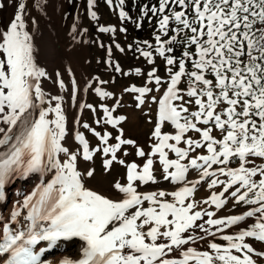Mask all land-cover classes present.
Returning a JSON list of instances; mask_svg holds the SVG:
<instances>
[{"label": "snow or ice", "instance_id": "6c2138e0", "mask_svg": "<svg viewBox=\"0 0 264 264\" xmlns=\"http://www.w3.org/2000/svg\"><path fill=\"white\" fill-rule=\"evenodd\" d=\"M81 2L95 30L112 34L125 53L115 34L127 38L128 28L101 25L98 0H59V6L57 0H13L7 19L0 11V205L16 179L52 174L0 213V264H257L253 256L264 259V252L248 241L264 244V0H103L122 25L134 22V9L137 30L144 19L156 20L154 43L127 45L151 66L146 73L113 64L111 47L106 61L116 73L144 78L143 86L122 90L135 94L137 108L163 89L150 97L157 122L147 152L125 137L127 117L113 115L121 101L102 87L110 81L94 77L100 86L83 87L114 101L99 106L102 116L94 122L105 126L101 131L82 120L85 110L99 113L78 100L73 69H66L67 83L55 72L57 94L44 87L52 76L38 62L32 12L43 17L50 7L67 19L68 8ZM71 31L81 35L88 28L74 20ZM157 58L166 77L157 74ZM71 101L78 114L69 128ZM166 122L174 131H162ZM128 146L142 163L126 159ZM98 155L106 174L113 164L126 170V182H114L109 195L88 187L95 179L89 162ZM162 181L171 190H151ZM202 190L206 195L198 198ZM237 206L244 209L239 214L218 215ZM204 240L208 250L192 247ZM74 241L75 257L60 253Z\"/></svg>", "mask_w": 264, "mask_h": 264}, {"label": "rangeland", "instance_id": "374dc122", "mask_svg": "<svg viewBox=\"0 0 264 264\" xmlns=\"http://www.w3.org/2000/svg\"><path fill=\"white\" fill-rule=\"evenodd\" d=\"M145 2H150V0H145ZM81 4L83 5L84 3L82 2L79 3L78 7L79 8L83 7V9H85V6H82ZM97 12L100 16L99 23L101 25L104 26L113 25L118 28L120 26H124L128 28L127 38H125L124 34L120 33L119 31H117V33L115 34V42L125 47L126 51L125 53L119 52L115 48V43L113 42L112 34H103L97 32L93 27L91 21L88 18H86L82 22L83 23L82 27L88 28L89 33H86L89 39L88 43L86 42L87 43L86 44L85 40H83L85 37L84 36L85 33L81 34L82 37L77 36L79 37V40L75 41L77 42L76 53L79 56L78 58H80L79 62L83 67V69L86 67L84 71L90 77L92 78L99 77L101 80L110 81L107 85H103L102 87H104L108 91L113 92L115 96L119 98L121 101V107L117 108L114 115H122L127 117L126 121L121 125V127L124 129L125 137L136 141V143L147 152L149 149V145L152 143V141L149 138L154 130L155 123L157 122V105L151 102L150 97L152 95L159 97L162 94L163 89H161V92L159 93L157 92L150 93L146 104L141 108H137L135 106L136 101L133 98L135 94L130 95L127 93H122V90L131 84H136L137 86H143L144 78L136 77L134 75L125 76L116 73L111 70L110 66L106 63V61L109 59L107 54V48L111 47L112 48L111 60L113 64L119 63V65L124 70V72H129L130 70L139 67L146 73L151 66L148 65L142 57L137 59L136 57L139 56V53H136V55L134 56L132 51L127 50V45L133 43L134 40L135 41L148 40L152 42L154 28L152 26V23L150 24L147 19H144L142 21L143 26L140 30H137L135 28V21L139 17L138 9H134L131 13V15L134 18V22L124 25H122L121 22L118 20L117 16L108 9V7L103 3V0H98ZM83 18H85V15L83 16ZM100 43H103L104 45L103 48L99 46ZM157 67L159 69L157 74L162 77H166L163 61L160 60L159 58H157ZM113 78L115 79L114 83L111 82ZM92 82L98 85V82L95 81ZM149 86L151 87L152 85ZM181 87H186V85L182 83ZM89 103L97 107L99 115L94 117V115L87 110L86 121L92 127L97 128L98 131H101L105 126H97L94 122L95 119H98L99 116H102V112H100L99 106L103 104L112 107L114 105V101L112 99L101 101L91 90V93L89 95ZM106 130L112 131L111 126L110 125L106 126ZM162 131L172 132L174 131V129L171 127L170 124L166 122L162 128ZM189 135L195 136V134L193 133H189ZM88 138L91 139L92 144L96 143L95 139H92L90 135ZM128 150L129 152L132 153V155L126 158L129 162H131L132 160H136L137 163H142L141 158L135 156L134 154L135 150L131 148V146H128ZM93 164L96 170L95 171L96 177L94 179L95 184H101V185H106L108 187H112V184L116 181H120L122 184L126 182L125 181L126 170L123 166L119 164H113L111 172L106 174L102 166V158L99 155L94 159ZM158 168L159 166L157 165V169ZM19 181L23 182V180L18 179L16 183L13 182L9 186L8 189L9 203L11 202L10 196L13 193V191L15 190V192L13 193L14 195L15 193H17L16 189L18 190V192H20L19 190H21V186H19ZM164 184H166V182L162 181L160 185H164ZM157 187H159V185L152 186V188L155 189ZM24 192L25 189L22 190V196H25ZM243 210L244 209L240 208L239 206H237L233 210H228L226 208L221 210L219 215L223 214V216H226L232 214H239ZM252 222L253 221L251 219L247 221L248 224ZM241 226H246V225H241ZM229 231L231 232L233 230H229ZM208 239L210 240L212 238L209 237ZM215 242L224 243L223 241H220L218 239ZM248 242L251 243L257 251L264 252V244L253 240H249ZM207 243L208 240L200 241L197 244H193L192 247L197 248L200 251H205L208 250ZM253 258L257 261V264H264V259L257 256H253Z\"/></svg>", "mask_w": 264, "mask_h": 264}, {"label": "bare ground", "instance_id": "6f19581e", "mask_svg": "<svg viewBox=\"0 0 264 264\" xmlns=\"http://www.w3.org/2000/svg\"><path fill=\"white\" fill-rule=\"evenodd\" d=\"M0 3L5 5V8L0 11H3L4 18L7 19V17L13 11L12 9L13 0H0ZM78 5H73L68 8L67 19H61L60 13L58 11L54 12L50 7L47 10L48 14L43 17L36 14L35 12H32V15L35 16L38 21V27L33 30V35L35 37V43L38 46V52H37L38 62L40 66L43 67L52 76V79L44 81L45 89L52 94H57L59 92V89L53 83V81L55 80V72L59 70L60 72L64 73L63 79L67 83L69 81V76L67 74L66 69L71 68L73 69L75 77L79 85L81 86V91L78 95V100L81 103L90 104L89 95L91 93V90H89L88 92H84L83 87L87 83L92 82L93 78L90 77L84 71L86 67L83 69V67L79 62L80 58H78L79 56L76 53L77 42L75 41L79 40V37L81 35L73 34L71 31L74 20H76L80 28H83L82 22L87 18L86 9H83V7L79 8ZM57 6H59V0H57ZM82 6H84V4ZM84 15L85 18H83ZM87 33H89V31ZM74 35H75V39H73ZM84 36H85L84 39L83 38L82 39L85 40V43L86 42L88 43L89 40L88 35H86L85 33ZM61 94L65 95L66 101H68V94L66 93H61ZM69 104L70 106L68 107V120H69V128H71L73 117L78 114V108L76 106L75 101H71L69 102ZM86 111L87 110H85L82 115V120L84 121H86ZM77 130L84 131L83 129H77ZM69 146H72L71 140L69 141ZM89 163L91 167L95 168L93 162H89ZM81 168H83V165L81 166ZM51 177H52L51 173H43V174L34 173L27 178H22L21 180H23V182L19 181V186H21V190H19L20 192H18V190L16 189L17 193L13 195L15 190L13 191V193L11 194V196L12 195L13 196L12 197L10 196L11 202L10 203L7 202L5 204V206L1 210V213L7 214L9 212L14 198H18L20 200L24 198V196H22L23 189H25L24 194L26 196L30 194L37 186L42 185L43 183L50 180ZM88 187H91L97 191H101L105 195H109L113 191L112 187H108L106 185H101V184H95L94 179L89 180ZM159 187L171 190L173 186L166 183L164 185H159ZM151 190H155V188L151 187ZM203 196H205L203 190L197 194L198 198H201ZM220 216H223V214ZM78 252H79L78 241H74L70 244H66L60 250V253L68 256L69 258L75 257L78 254ZM60 253H58L56 257H49V259H58Z\"/></svg>", "mask_w": 264, "mask_h": 264}, {"label": "built area", "instance_id": "2783aa9c", "mask_svg": "<svg viewBox=\"0 0 264 264\" xmlns=\"http://www.w3.org/2000/svg\"><path fill=\"white\" fill-rule=\"evenodd\" d=\"M150 2H151V3H155L156 0H150ZM155 25H156V20H155V18H153L152 26H153L154 30H155ZM152 43H154V39L152 40Z\"/></svg>", "mask_w": 264, "mask_h": 264}]
</instances>
